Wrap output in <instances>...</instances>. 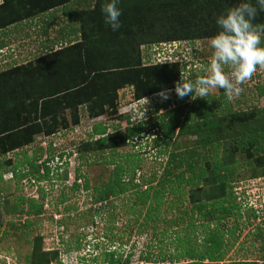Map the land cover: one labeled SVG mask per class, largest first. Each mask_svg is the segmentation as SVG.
Listing matches in <instances>:
<instances>
[{
  "label": "trees",
  "instance_id": "16d2710c",
  "mask_svg": "<svg viewBox=\"0 0 264 264\" xmlns=\"http://www.w3.org/2000/svg\"><path fill=\"white\" fill-rule=\"evenodd\" d=\"M240 2L249 0H118L121 27L113 31L105 23L102 12V6L111 0H76L75 4L79 6L74 9H71L72 0H1L0 50L7 47L6 37L16 32L19 23H32L38 19L48 26L50 20L58 18V9L67 15L69 23H80L79 40H83L76 43L69 40L65 47L49 49L36 64L32 61L17 64L11 57L12 51L4 57L7 62L0 67V178L3 172L11 171L20 183L32 176L38 181L46 179L50 186L49 190L46 189L48 192L38 187L37 197L18 195V201L7 212L26 216L46 213V204L49 203L46 197L54 189L51 180H67L65 169L72 150L64 166L52 168L50 165L55 156L63 158L65 154L63 150L57 151L50 139L62 132L61 128L68 127L65 113L69 110L73 124L77 125L80 123L78 107L86 104L88 115L96 117L103 113L105 105L116 108L118 97L122 98L118 91L127 86L132 88L136 103L134 107L130 105L126 113L118 115L122 121L114 126L115 132L109 134V126L98 121L93 123L87 139L77 143L83 152L90 154L106 152L107 149L113 153L105 160L114 163L112 178L102 187H96L94 200L107 201L110 196L123 194L129 190L130 184L136 188L135 203L140 205L133 212H137L139 218L141 207L147 205L144 218L149 220L157 216L162 203L167 204L168 210H178L188 198L192 207L169 221L170 225H176L187 217L182 234L165 242L160 234L155 236L162 243L157 259L142 253V263L138 264H166L165 260L171 261L169 264H217L222 261L235 245L242 225L256 221L255 211L251 208H246V221L240 220L244 197L253 198L254 194L239 199L233 180L243 168L251 179H264V107L234 109L224 92L210 94L206 99L178 98L177 105L170 99L149 101L153 106L148 115L135 107L143 98L157 96L156 93L162 90L174 91V82L180 79L181 72L192 80L199 74L195 63L188 60L192 53L186 52L181 60L173 62L157 61L160 42L210 38L220 30L217 17ZM250 2L258 7L256 0ZM254 23L264 24V11H258ZM254 90L257 96H263L264 83H257ZM147 122L152 126L146 128ZM154 128L158 130L157 134ZM145 130L148 136H153L156 145L153 148L164 160L158 163L162 167L159 175L155 169L149 177L141 175L142 182H137L136 171L142 168L139 154L119 153L117 148L140 138ZM94 135L100 136L93 140ZM180 136H193L196 144L177 147L175 140ZM35 137L39 141H35ZM43 139L48 141L46 148L39 145ZM34 141L33 155L24 153L23 158L14 164L6 158L8 153L14 151L17 154ZM92 143L96 147H91ZM118 155L121 161H116ZM79 172L78 164L71 186L62 181L65 190L60 189L58 205L66 200V189L72 190L73 194L80 187L77 179L84 180L83 189L89 188L85 173ZM127 175L130 179L125 181ZM246 177L243 180H247ZM169 195L171 198L167 199ZM24 203L30 206L25 207ZM69 208L64 206V211L69 212ZM49 212L48 218L53 220L52 210ZM199 217L203 221L197 224L196 218ZM68 219L69 213L56 222L66 223ZM228 220L232 221L231 225L227 224ZM28 225L29 220L24 226ZM87 234L82 236L79 233L74 242L60 239V246L47 250L41 247L43 237L36 235L26 262L48 264L55 258L60 264H121L122 256L117 249L107 250L105 245L101 260L94 252L85 250L84 242L90 245ZM7 235L9 232L4 231L3 237ZM126 257L122 264H131V253ZM158 260L162 263H157ZM222 264L252 262L235 260Z\"/></svg>",
  "mask_w": 264,
  "mask_h": 264
},
{
  "label": "rangeland",
  "instance_id": "374dc122",
  "mask_svg": "<svg viewBox=\"0 0 264 264\" xmlns=\"http://www.w3.org/2000/svg\"><path fill=\"white\" fill-rule=\"evenodd\" d=\"M75 1L76 0H72L74 3L71 5V9L79 6L75 4ZM92 4L93 2L90 3V5ZM57 17L58 18L50 20L49 24H51L48 26L38 19L32 23H19L16 27V32L6 37L5 41L7 47H10L9 50H6V53H9L13 49L11 57L15 59L17 64H23L29 61H32V64H36L38 58L43 56L49 49L52 48L56 50L67 46L69 43L68 40H66V33L70 30H76L75 35L79 40L81 37L78 30L80 23H69L67 15L62 13L59 9L57 10ZM80 40L83 41L82 39ZM80 40L72 43L81 42ZM261 47H264V37H262ZM180 50L181 46L178 47V60L182 59L186 51L185 47H182V51ZM187 53H192L191 56L188 57V60L191 61V64L194 62L195 64L193 65L198 67L197 73L203 74L210 63L213 53L212 48L209 46V38H199L188 41ZM4 59L7 62V58ZM157 61H159V58H157ZM3 65L4 63L0 62V67ZM81 68L83 69L84 67ZM83 71L86 72L85 69ZM257 83H264V70L258 69L256 74L249 81L240 85L243 91L240 95L234 96L230 101L234 109H247L251 106L264 107V95L261 97L257 96L254 90ZM132 92V88L127 86L119 89L118 95H121L122 98L118 97L116 108L105 105L103 113L96 117L91 118L88 115L86 104L79 106L78 115L80 118L78 123H80L77 125H74L71 120V112L68 110L65 113L68 120V127L61 128L65 134H63L61 138L54 137L53 141L57 147H66L67 145L76 151V158L71 155L72 153L69 156V162L65 169L66 178L68 179L67 175H69V177L75 179L76 168L79 164V173H85L89 181V188L87 190L82 188L84 180L80 178V187L76 189V191L74 190L73 194L72 190L66 189V191H64V194L67 196L65 197L66 200L58 205L57 198L61 194L60 189L63 187V184L57 180L53 182L54 189H52L51 193H49L50 195L46 197V202L49 203L46 204V207H48L46 209L48 210H46L44 215L37 216L33 214L31 216H26L18 212L10 213L7 212V209L18 201L16 198L18 195L30 198L29 195H35L37 193L34 187H30L26 182L21 181L20 183L16 178L8 179L10 176L8 174L4 177L6 172H3V176L0 178V264H28L26 262V256L31 253L32 244L36 235H41L43 237V239H41V247L47 250L60 246V239L74 242L79 233L84 236L86 232L94 229V231L90 232V245L88 246L87 243L84 242L86 244V247L84 245V248H86L85 250L94 252L98 259L101 260L104 251L103 247L105 245L107 246V250L117 249V251L119 250L118 253L122 256V264L125 261L124 259L127 258V252H130L131 255H135L139 249L142 250L145 247L149 254H145L144 251L143 254L157 259L162 243H160L158 241L159 239L155 236L160 234L165 242L173 239L175 235L182 234V230L187 225V217H184V220L176 225H170L169 221L176 215H180L185 209H190L192 207V203L188 198L181 207L179 206V211L177 208L168 210L166 207L167 204L162 203L159 206L157 216L149 220L144 218L147 205L141 207L142 214L139 218L136 215L137 212H133V209L140 207V205L135 203L136 188H132L130 184H128L129 190L123 194L110 196L107 201H95L93 195L97 193L95 191L96 187H102L112 178L114 163L110 164L105 162V160L110 159L113 153L107 149L105 150L106 152L97 151L96 153L90 154L88 151L83 152L82 147H78L77 144H74L75 141H79L80 139L86 140L88 133L92 130L93 123H97L98 121L109 126L107 130L109 134L115 132L114 126L122 121L119 119L118 115L129 111L130 105L133 107L135 106L134 104L136 101ZM223 92V89H214L211 95H219ZM156 99L158 100L160 98L158 96L143 98L141 102L136 104L137 109H140L142 113L148 115L149 109L153 106L150 105V102L152 103ZM236 100H239V102L237 103ZM170 101L174 105L179 103V99L174 91L171 94ZM190 102L191 100H188V103ZM91 103H93L92 100ZM142 105L143 107L141 108ZM144 119L146 120L147 117ZM75 126H78L76 129H79L77 133L75 130L71 131ZM151 126V123L147 122L146 128ZM154 129L157 134L158 130L156 128ZM99 136L100 135H94L93 140L97 139ZM152 137L153 136L150 135L148 136L146 131L145 134H141L140 138L134 139L133 142H129L127 145L117 148V152L119 153L126 154L131 152L139 154L142 168L136 171L135 181L137 182H142L141 175L149 177L150 173L155 169L157 170V175H159L162 170V167H159L158 163L164 159H162V156L158 155L156 149L153 148L156 145L154 141H152ZM35 141H39V138L35 137ZM35 141L30 146L24 147L22 150L20 149L17 154H15L14 151L8 153L6 158L11 159L14 164L23 158L24 153L28 156L33 155L35 153L34 148L36 147ZM175 141L178 143L177 147L181 148L191 147L196 144L193 136H180L177 137ZM91 147L96 146L92 143ZM239 158L243 160V156ZM116 159V161H121L119 155L116 156ZM1 165L4 166L5 163L2 162ZM20 167L21 166L17 169H20ZM7 169L10 170V166H7ZM248 175L249 172L246 171L245 168L238 172L235 180H233V185L237 188L234 191L240 193L243 189H246L248 194H254L253 198L258 202L254 201L253 203L261 209V207H264V179H251ZM243 177H246L247 180H243ZM124 179L128 181L130 178L127 175ZM236 180L240 181L236 182ZM46 187H48L49 190L50 186L48 184H46ZM140 189H144V187ZM260 189L263 191L256 192ZM48 190L46 191L48 192ZM63 190L65 189L62 188L61 191ZM205 190H208V188ZM166 198L170 199L171 195ZM249 205H251V202H249ZM24 206L27 207L30 206V204L24 203ZM64 206L71 207L69 208L71 210H69V212L66 210L64 211ZM50 209L53 213V220L48 218ZM241 209H243V216L240 220L246 221V207L242 206ZM68 213L70 214V219H68L66 223L59 224V222H56L57 219H64ZM28 220L29 225L24 226L28 223ZM201 221H203V218H196L197 224ZM227 222L228 225H231L232 221L230 222V220H228ZM4 231H8L9 235L3 237ZM155 233L157 234L155 235ZM91 238L93 239L91 240ZM97 238L98 241L96 242ZM101 238H103V241H100ZM200 240L201 237L198 241ZM150 241H153V243L151 242V244H149ZM143 242L145 244H143ZM147 244L149 245L146 246ZM171 250L172 248H170V251ZM81 253L84 252L81 251ZM139 258V260L135 257L133 259L130 258V263L138 264V261L141 260V255ZM235 260H249L252 264H261L264 261V223L259 224L256 220L250 224L242 225L240 231H238V238L235 245L226 254L225 258L217 264L231 263ZM165 262L169 264L171 261L165 260ZM157 263L162 262L158 260ZM48 264L60 263L58 259L52 258L51 262Z\"/></svg>",
  "mask_w": 264,
  "mask_h": 264
},
{
  "label": "clouds",
  "instance_id": "9594fccd",
  "mask_svg": "<svg viewBox=\"0 0 264 264\" xmlns=\"http://www.w3.org/2000/svg\"><path fill=\"white\" fill-rule=\"evenodd\" d=\"M117 3L118 0H111V3L102 6L105 23L113 31L121 27V11ZM256 3L258 7L250 0L240 2L217 17L216 23L220 30L209 38V46L213 50L210 63L204 73L198 74L194 80L181 72L180 79L174 82V92L179 99H206L212 90L223 89L226 98L231 101L243 91L240 85L249 81L258 69L264 70V47H261L264 24L254 23L258 11H264V0H256ZM6 49L9 50V47ZM9 53H0V62L5 63L4 57ZM172 92L173 89H165L156 95L161 101H167ZM92 231L88 232V239Z\"/></svg>",
  "mask_w": 264,
  "mask_h": 264
},
{
  "label": "built area",
  "instance_id": "2783aa9c",
  "mask_svg": "<svg viewBox=\"0 0 264 264\" xmlns=\"http://www.w3.org/2000/svg\"><path fill=\"white\" fill-rule=\"evenodd\" d=\"M187 45H188V41H185V40H182V41H178V40H173V41H169V42H160V47H159V50H158V52L156 53V55L159 57V61H165V62H173V61H175V60H178V57H179V54H178V47H180L181 46V50L180 51H182V47L184 48L185 47V49H186V51H185V53L187 52ZM155 49H157V47L155 48ZM6 50L7 49H1L0 50V53L2 54V55H5L6 54ZM2 62H4V61H2ZM137 108V105H136V107H135V109ZM124 113H126V112H124ZM92 121H93V119H92ZM76 127H78V126H75V127H73V129L71 130V131H73V130H75V132L77 133V131L79 130V129H76ZM83 133V132H82ZM65 134V133H64ZM79 136V135H78ZM85 136V135H84ZM54 137H58V138H61V137H63V131L62 132H59L57 135H55V136H52L50 139L53 141L54 140ZM46 138V137H45ZM80 141H82V139H80L79 141H75L74 142V144H77L78 142H80ZM47 143H48V141L46 140V139H43V141H41V143L39 144V145H41V146H43L44 148H46V146H47ZM69 143H71V142H69ZM53 146L55 147V148H57L58 150L57 151H60V150H63L64 152H65V154H64V156H63V158H60L59 156H55V158H54V161L53 162H51V164L50 165H52V168L54 167V166H57V165H59V166H64V163H65V159H67V156H69V152H70V150H72V156H74V158L76 157V151L74 150V149H72V148H70L69 146H67L66 145V147H57L56 146V144L54 143V141H53ZM15 151H18V150H15ZM44 157H46V155L44 156ZM43 160V159H42ZM42 160H40V161H38L39 163H41L42 162ZM68 160H69V157H68ZM60 170H61V168H60ZM41 173H43L44 172V169L43 168H41ZM10 175L9 176V178L8 179H13L14 177H13V173L10 171V172H6L5 174H4V177L6 176V175ZM51 175H52V173H51ZM58 179H52L51 181L52 182H55V181H57ZM75 179L74 178H72V177H69L67 180H62L63 182H64V184H66L67 186H71L72 185V183H73V181H74ZM80 180L81 179H77L76 181L77 182H80ZM59 181L62 183V181L59 179ZM22 182H26V184L27 185H30V187H34V190L36 191V193H37V189H38V187H43L45 190L46 189H48V187H46V184H48V182L46 181V179L45 180H41V181H38L37 179H35L34 177H32V176H29L28 178H24L23 180H22ZM32 189V188H31ZM237 188L236 187H234V190H236ZM240 190V189H239ZM257 192V191H256ZM236 194L239 196V199H240V197H243L244 195H247L248 193L246 192V189H243L240 193L239 192H236ZM30 196H33V197H37V194H35V195H33V194H31ZM245 198V200H243V203H242V205H243V207H246V208H251V209H253L254 211H255V214H256V220L259 222V223H264V218H262V217H264V207H261V209H259V207L258 206H256L253 202L254 201H256V202H258L255 198H250V197H244ZM249 202H251V205H249ZM143 244H145L144 242H143ZM147 246V245H146ZM143 251L144 252H146L147 251V249H146V247L144 248V249H139V251L135 254V255H131V259H133L134 257L136 258V259H140L139 257H140V255L143 253ZM130 252H127V255L129 254ZM126 255V256H127ZM133 256V257H132ZM138 263H142V261L140 260V261H138Z\"/></svg>",
  "mask_w": 264,
  "mask_h": 264
},
{
  "label": "crops",
  "instance_id": "0c3cea01",
  "mask_svg": "<svg viewBox=\"0 0 264 264\" xmlns=\"http://www.w3.org/2000/svg\"><path fill=\"white\" fill-rule=\"evenodd\" d=\"M76 33V30H70L68 33H66V40H68V43H69V40H73V42H75L78 38L75 34H71V33Z\"/></svg>",
  "mask_w": 264,
  "mask_h": 264
}]
</instances>
